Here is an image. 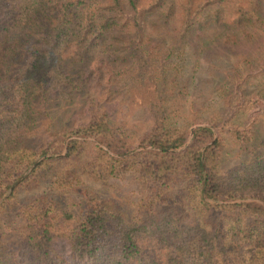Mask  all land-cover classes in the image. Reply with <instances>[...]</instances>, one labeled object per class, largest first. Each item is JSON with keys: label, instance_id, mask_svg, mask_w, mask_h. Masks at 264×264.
I'll return each mask as SVG.
<instances>
[{"label": "trees", "instance_id": "obj_1", "mask_svg": "<svg viewBox=\"0 0 264 264\" xmlns=\"http://www.w3.org/2000/svg\"><path fill=\"white\" fill-rule=\"evenodd\" d=\"M248 1L233 24L260 15ZM214 2L0 0V264H264V158L220 173L211 127L196 126L187 143L186 125L157 111L136 136L94 97L75 127L53 114L85 88L97 54L112 81L127 71L164 82L170 37L226 23ZM31 166L19 185L46 189L21 203L17 188L2 198ZM124 176L135 181L129 213L96 188Z\"/></svg>", "mask_w": 264, "mask_h": 264}, {"label": "rangeland", "instance_id": "obj_2", "mask_svg": "<svg viewBox=\"0 0 264 264\" xmlns=\"http://www.w3.org/2000/svg\"><path fill=\"white\" fill-rule=\"evenodd\" d=\"M199 1L207 0H192ZM209 1H216L211 8L222 9L226 23L192 31L184 39L170 37L168 45L175 42V47L164 82L141 74L137 80L136 74L127 71L113 78L114 82L97 68V54L85 67V88L70 100L55 102L53 114L57 122L68 129L86 122L90 97H94L105 105L113 121L125 122L136 136L146 133L157 111L158 115L186 125L187 143L196 126L211 127L213 139L221 141L220 173L256 156L264 158V0H257L260 15L250 24L232 23L237 22L239 9L250 6L248 0ZM158 39L154 37L152 44ZM158 101L162 105L152 108ZM246 131L251 135L245 136L242 132ZM233 133L239 135L234 137ZM32 166L12 182L2 198L17 188L21 203L46 189L44 181L19 185ZM133 186L135 181L130 176L96 184L102 197L113 199L128 213L134 210L129 199ZM247 201L263 204L259 199ZM16 213L14 204L7 212L6 225L18 223ZM55 247L65 255L64 242L55 241Z\"/></svg>", "mask_w": 264, "mask_h": 264}]
</instances>
